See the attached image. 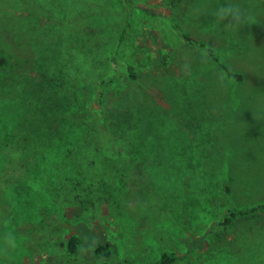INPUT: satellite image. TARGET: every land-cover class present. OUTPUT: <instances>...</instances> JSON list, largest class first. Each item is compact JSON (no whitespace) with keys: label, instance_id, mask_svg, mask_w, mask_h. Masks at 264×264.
I'll return each mask as SVG.
<instances>
[{"label":"rangeland","instance_id":"1","mask_svg":"<svg viewBox=\"0 0 264 264\" xmlns=\"http://www.w3.org/2000/svg\"><path fill=\"white\" fill-rule=\"evenodd\" d=\"M62 1L0 0V264L52 262L74 232L88 246L111 243L120 260L175 250L176 264H264V213L220 223L228 202H264V0H139L134 16L125 0H90L98 12L85 53L52 27L49 8ZM227 4L246 22L217 21ZM130 20L121 74L103 89ZM180 31L214 39L220 60L246 79L229 77ZM79 107L90 110L81 123ZM84 120L108 168L78 201L69 186L86 177L75 146ZM24 221L40 225L24 233Z\"/></svg>","mask_w":264,"mask_h":264},{"label":"trees","instance_id":"2","mask_svg":"<svg viewBox=\"0 0 264 264\" xmlns=\"http://www.w3.org/2000/svg\"><path fill=\"white\" fill-rule=\"evenodd\" d=\"M130 8L131 13L133 16L136 14V9L140 5L139 0H125ZM74 4V0L70 1H62L60 5H51L49 11L52 14V27L54 30H57L59 33H64L63 35H72L76 38L78 42L79 50L83 53L87 52L90 47L94 48V45H90L91 33L89 31V26L91 24V17L98 12V8L94 6L95 3H92L90 0H80L79 2ZM134 21L130 20L125 27V30L122 31L119 37V48L113 53L112 61L115 64V73L107 75L102 78V87L106 89L113 85L115 81L118 80L121 74V64L120 57L127 52L128 45L130 43L131 36L130 32L134 30ZM182 37L188 41L190 44H193L198 47H203L207 50L209 56L216 60L223 71L229 76L232 77L239 82H242L246 77L242 72L234 71L228 64L224 63L220 60V57L217 55L216 52V41L214 39H210L207 42L202 41L198 37L194 36L190 32L187 31H180ZM59 35L56 37L58 38ZM60 38V37H59ZM91 50V49H90ZM127 59V68L129 75L132 79L137 80L139 78L136 65ZM8 63V59L5 55L0 54V67L5 66ZM182 82H178V85ZM175 93H178V89L180 88L173 87ZM180 93L184 96V94L188 95H195V93L190 94L191 91H184L182 90ZM101 100V99H100ZM151 106L145 105L141 112H144L143 120L147 122V113H149ZM90 110L85 107H79L77 111L73 114L79 120L80 116L84 113H89ZM88 115V114H87ZM109 115V113H108ZM93 115H91L92 117ZM110 117V116H109ZM121 117V122L124 123L126 119L124 116ZM90 118V117H89ZM86 121V122H84ZM82 121L85 125V131L82 133V137L77 139L75 142L77 164L83 167L85 172L84 181H74L69 187L70 194L74 195L77 194L79 191V195H77V200L80 201L79 197L82 194V197L86 196L93 187L97 186L100 180L103 179L105 175L108 165L104 162V156L101 153V150L97 147L98 140L95 136V129L91 130L92 123L89 120ZM143 125H148L144 123ZM126 125L122 124L121 128L125 127ZM126 129V128H124ZM13 144L12 141H8L6 143L5 149L9 151H13V154L18 153V147ZM19 154V153H18ZM225 191L228 195H230L233 191V187L231 183L225 181L223 184ZM226 213L224 220L220 223L222 224H230L233 221L249 216H255L257 214L264 213V202L256 203L251 206L247 207H239L232 202L227 203ZM87 220V219H85ZM33 225H40L39 223H33L30 221H24L21 225L20 229L26 233L24 227L33 226ZM113 245L109 242H93L88 246L86 244V240L83 234L74 232L68 236V238L62 242V248L58 252L56 259L52 262H45L41 264H86L90 261H98L102 264H176L178 261L183 259L177 251L175 250H163L161 255L156 260L151 261H141L133 256H127L123 259H117L116 251L112 247ZM192 253V252H191Z\"/></svg>","mask_w":264,"mask_h":264},{"label":"clouds","instance_id":"3","mask_svg":"<svg viewBox=\"0 0 264 264\" xmlns=\"http://www.w3.org/2000/svg\"><path fill=\"white\" fill-rule=\"evenodd\" d=\"M220 13H223L222 15ZM217 21H228V23L240 25L246 22L244 13L239 5L227 4L219 7L218 11L214 13Z\"/></svg>","mask_w":264,"mask_h":264}]
</instances>
